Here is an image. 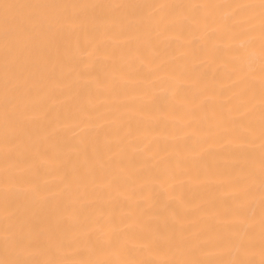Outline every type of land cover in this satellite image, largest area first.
I'll return each mask as SVG.
<instances>
[{"label": "bare ground", "instance_id": "obj_1", "mask_svg": "<svg viewBox=\"0 0 264 264\" xmlns=\"http://www.w3.org/2000/svg\"><path fill=\"white\" fill-rule=\"evenodd\" d=\"M0 264H264V0H0Z\"/></svg>", "mask_w": 264, "mask_h": 264}]
</instances>
